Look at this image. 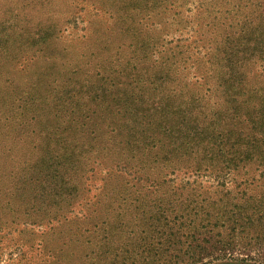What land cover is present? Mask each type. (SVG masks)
I'll return each mask as SVG.
<instances>
[{
    "label": "rangeland",
    "instance_id": "rangeland-1",
    "mask_svg": "<svg viewBox=\"0 0 264 264\" xmlns=\"http://www.w3.org/2000/svg\"><path fill=\"white\" fill-rule=\"evenodd\" d=\"M229 2L0 0V264H180L187 206L252 218L205 264H264V48L224 60Z\"/></svg>",
    "mask_w": 264,
    "mask_h": 264
},
{
    "label": "trees",
    "instance_id": "trees-1",
    "mask_svg": "<svg viewBox=\"0 0 264 264\" xmlns=\"http://www.w3.org/2000/svg\"><path fill=\"white\" fill-rule=\"evenodd\" d=\"M263 3L264 0H230L228 4V15L224 17L222 21V24L226 23L230 26V31L225 41V46L227 45L229 50L225 51L224 60L231 65L232 69L237 70V74H241L250 68V63L253 62L250 60V57L253 55L251 53L252 48L257 51L260 47L264 48ZM197 11L205 12L206 10H203V6L200 5ZM209 14L211 16L212 13L210 12ZM207 50V54L223 55L220 50L213 52L209 47ZM261 62L259 68L264 73V60H261ZM226 94L228 96L227 102L229 106L232 107L230 110L237 116L239 94L236 93L235 95L233 91L227 92ZM245 104L246 103H241L242 106ZM176 108H178V106L175 107L172 102H169L165 109L161 111V118L170 119L174 117L177 112ZM175 172L176 170L174 169L173 172L167 175H175ZM237 174L238 172L235 170L230 172V180H236ZM164 179L166 180V176ZM175 179H177V177H174V180ZM169 181L175 183L173 180ZM180 181L184 183L189 180L182 177ZM241 186H243V184H241ZM183 187H185V185H183ZM225 191L228 193L219 195V197L229 201L231 197L229 187L225 188ZM199 207L200 208L194 209L196 214L193 219L188 218L189 207L187 206L184 210L177 212L172 221H167L166 218L159 221L160 223L162 222L160 226L164 229V232L156 233L155 239H158V245L161 246V244H163L165 246L170 263L173 259L180 257L183 258L180 264H205L208 261L213 262L221 258H226L229 255L226 251L230 250V241L233 240L231 236L233 231L236 230L238 225H242L243 223L250 224L252 222L251 217L241 218V216L236 213L229 211L230 215L227 220L223 221L221 224L223 218H219L218 214L213 213L211 210L213 208L211 206L198 215L199 211L203 209L202 206ZM235 208L236 205L233 206L232 210H235ZM255 213H257V211H255L254 214ZM239 220H244V222L240 224ZM226 224L231 226L229 227L231 229H227L230 230L231 235L223 234L220 231ZM110 238L108 241L111 240ZM102 253L100 248L98 251L95 249L90 250V253L86 256L88 260H85L82 264H98L99 258L97 254L101 255ZM108 253L109 251L106 254Z\"/></svg>",
    "mask_w": 264,
    "mask_h": 264
}]
</instances>
